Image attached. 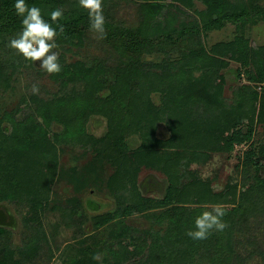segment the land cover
I'll use <instances>...</instances> for the list:
<instances>
[{"label":"trees","instance_id":"trees-1","mask_svg":"<svg viewBox=\"0 0 264 264\" xmlns=\"http://www.w3.org/2000/svg\"><path fill=\"white\" fill-rule=\"evenodd\" d=\"M149 1L144 18L148 20L133 28L116 21L110 10L103 7L106 31L104 40L121 57L115 56L119 62L110 66V70L106 59H94L91 64L84 61L73 65L60 64L62 70L58 74H51V77L61 90L69 93H52V97L44 103L34 96L32 102L36 106L30 110L32 112L29 111L20 118L9 114V128L4 126L3 130L0 129V151L9 144V157H4V152H0V166L5 168L9 165V174H5L0 182V203L26 202V197L21 194V188L18 189L17 184V176L23 171L22 167L30 168L34 164V170L38 167L40 170L44 169V166L46 170L54 169L51 168L50 152L43 149L38 139V136L48 138L50 132L54 137L67 142L82 144L85 151H90L93 155L91 161L81 169L71 168L69 173L66 172L73 177L76 187H102L105 172L108 168H113L114 173L106 183L112 190L119 175L126 177L134 171L135 177L146 167L159 170L168 177L169 185L164 201L155 202L159 208L180 199L186 201L184 196L190 191V187L198 189L191 194L198 197L197 201L203 199L216 204L219 201L234 204L223 218L228 224L224 231H213L204 240H193L184 235L181 247L185 260L180 264H193L196 257L203 259L204 251L208 252L213 248L216 250L217 244L216 252L221 255L222 262L231 259L232 264H244V253H237L232 249V233L236 222L241 221L245 239L239 241V245L243 248H257L254 232L246 231L245 219L254 208V203L259 204L261 209L264 208V180L256 176L257 180L237 200L234 186L228 185L223 192L215 193L212 192L209 181H202L194 172H189V175L186 172L191 166L189 162L205 161L214 151L233 153L236 147L247 143L250 148L241 152L239 160L251 162L252 169L256 165L254 160L258 150L254 147L256 144L250 143L255 128L252 124L243 122L256 112L260 101L258 123L264 124V94L259 99L257 92H245L236 97L233 104L228 105L219 84L222 78L219 70L226 63L223 57L220 60L216 55L224 52L227 54V49H236L237 55L230 53L229 57L240 59L245 64L252 63L257 75H252L251 80L254 83H264V47L248 48L241 36L236 43L216 44L209 52L200 38L202 32L219 29L227 21L234 23L240 34L246 27L259 20L264 21V4L256 0H203L206 7L199 11L202 19L191 22L185 20V8L177 6L180 16L171 17L168 7L172 4H164V0ZM14 2L15 0H0L2 42L15 38L22 29V18L15 14ZM26 3L39 7L44 19L50 23V12L56 8L63 10V18L58 24L64 26V32L56 37L58 44H79L84 41L86 33L90 32L88 14L79 7L78 0H26ZM58 24L53 23V27L59 32ZM186 41L188 46L183 48ZM238 44L240 50H237ZM153 52H164L168 56L170 52H175L179 58L146 67L143 56ZM17 63L18 61L11 63L10 67ZM2 73L5 74V70ZM155 93L160 94L159 106L152 100ZM23 99L26 104V98ZM93 114L102 115L107 120V131L103 136L97 137L87 132V121ZM161 121L169 123L172 131L170 139L157 138L156 129ZM53 124H58L59 131L49 130ZM219 130L225 138L218 136ZM137 135L142 141L132 148L131 139ZM180 142L184 144L181 145ZM11 145L17 147L13 148ZM6 158L9 161L4 160ZM186 180L188 182L183 183ZM35 186L36 184L33 187ZM143 202L148 200L144 199ZM34 204L41 205L40 202ZM117 209L115 213L104 216L103 222L107 224L118 219L120 222L117 223H123L126 217L136 212L133 207L122 204ZM202 211L205 208L188 210L179 206L171 209L170 215L167 214L164 218L173 225L184 223L188 231L194 228V220ZM34 217H39V220L40 214L36 213ZM29 224L26 222V228H31ZM32 232L35 236L27 238L21 247L14 248L11 244V230L0 226V264H26L27 260L36 259L45 234L37 229ZM118 237L121 238V234ZM131 238L130 241L135 244L136 238ZM153 238L152 246L160 250V259L170 252L167 234L158 233ZM145 243L146 246L147 242ZM206 243L214 247H207ZM180 251V248L176 250L175 257L178 259L181 258ZM248 254L251 255V252ZM109 255L116 261L112 263L103 257L102 264L122 263L115 249H110ZM151 258L153 261L155 256L151 255ZM93 259L95 260L94 257ZM155 259L153 264L157 261ZM163 261L161 258V262ZM85 262L77 260L75 264ZM159 262L160 260L156 264Z\"/></svg>","mask_w":264,"mask_h":264},{"label":"rangeland","instance_id":"rangeland-1","mask_svg":"<svg viewBox=\"0 0 264 264\" xmlns=\"http://www.w3.org/2000/svg\"><path fill=\"white\" fill-rule=\"evenodd\" d=\"M256 1L264 4V0ZM148 4L150 5L149 0H103V7L110 10L116 21L132 28L140 22L148 20V18L144 19L148 12ZM164 4H172L168 7L169 16L171 17L180 16L179 11L176 9L177 6L185 8L187 12L185 20L191 22L200 21L202 16L199 11H203L206 7L203 0H186V3H184V0H164ZM238 32L236 25L227 21L219 29L206 33L202 32L200 42L209 52H211L214 45L236 43L238 37L241 38V36L247 43L248 48L264 47L263 20L246 27L243 31H240V34ZM8 42L0 41V129L2 130L4 126L9 128V114L20 118L23 114L35 108L36 105L32 102V97H39L40 102L44 103L45 100L52 97V93H69L60 89L59 85L53 81L51 74L46 73L39 67V62L25 60L15 50L8 47ZM187 42H185L183 48L188 46ZM57 45L56 51L59 53L60 64L73 65L82 61L91 64L94 59H106L108 61L107 67L110 70V66H114L119 62V59L115 58L117 54L105 42L104 38L97 39L96 34L91 31L86 33L84 41L79 44L65 45L57 43ZM237 50H240L239 44ZM230 53L233 56L237 55L236 49H227V54L224 52L216 55L218 59L223 57L226 63L219 70V75L222 76L219 84L222 86L224 100L228 105H231L240 94L243 95L245 92H251L252 90L254 93L257 92L259 99H261L264 94V83H254L251 80L252 75H257L255 66L250 62V64H245L240 59L229 57ZM178 58L179 55L175 52H170L169 56L164 52H153L145 54L143 61L146 67H150V64H161L164 60L175 61ZM238 58L240 57L238 56ZM15 61H18V63L10 67L11 63ZM3 70H5V74L2 73ZM33 84L39 85L38 94L32 93ZM58 90H61V92H58ZM23 97L26 98L27 105ZM152 100L159 106L161 103L160 94H153ZM260 104L261 102L258 101L256 112L243 122L252 124L255 128L253 140L250 142L256 144L254 147L258 150L254 160L256 165L253 169L251 168V162H241L239 160L240 155H242L241 152L250 148L247 143L236 147L233 153L214 151L205 161L189 162L191 166L187 169V175H189V172H194L202 181H209L211 190L215 193L223 192L228 185L234 186L237 200L253 185L257 177L264 180V124L258 123ZM35 116L38 117V115ZM239 123H242V121ZM53 125L49 130L51 132L59 131L58 124ZM86 129L89 134L97 137L103 136L107 131V120L102 115L93 114L87 121ZM156 136L161 140L170 139L172 131L169 123L166 121L159 122ZM218 136L225 138L220 130ZM38 137L41 146L44 147L43 149L50 152L49 158H52L51 168L54 167V169L46 170L44 166V169L40 170L38 167L37 170H34V164H31L30 168L22 167L23 171L17 176V184L18 189L21 188V194L26 197V202L23 204L17 202L11 204L0 203L1 211L5 212V214L2 213L5 217L1 215L0 226L11 230V244L14 248L21 247L25 244L27 238H32L34 235L32 230L37 229L45 234V238H42V243L39 245V253L36 259L27 260L26 264H75L77 260H85V264H102L103 257L114 263L116 260L114 261V258L109 255L110 249L117 251L120 257L119 261H122L121 264H153L155 258H157L156 263L160 260L158 264H172L174 262L180 264L181 261L185 260V253L181 245L187 232L186 225L181 222L173 225L164 216L167 217V214L169 216L170 210L179 206L188 210L198 208L211 210V207L216 205L215 202H205L203 199L197 201L198 197L191 195L196 192L197 188L190 187L192 192L191 189L187 191L184 196L186 201L180 199L174 203H166L164 207H157L156 201H164L169 185L168 177L159 170L146 167H143L135 177H133L134 171L126 177L125 175H119L112 190L109 189L106 183L110 175L114 173L113 168H108L105 172L102 187H76L73 184V177L68 174V170L71 168L81 169L83 165L91 161L92 153L85 151L82 144L67 142L54 137L50 132L48 138ZM131 141H133L131 143L132 148H135L142 140L137 135ZM180 143L181 145L184 144L183 142ZM15 146L11 145L13 148ZM3 148L0 152H4V157H9V144H6ZM4 160L9 161L8 158ZM259 165L261 166L259 167ZM7 173L9 174V165L5 168L0 166V182L1 178ZM187 182L186 180L183 183ZM35 184L36 186L33 187ZM262 193V198H264V191ZM144 199H147L148 202H143ZM37 202H40L41 205L35 206L34 203ZM121 204L133 207L136 212L126 217L123 223H117L118 219H114L111 223H104L103 217L115 213ZM218 204L223 205L227 210L226 212L232 209L234 205L230 202L223 204L220 201ZM253 206L254 208L248 212L245 222H247L246 231L254 232L257 248L254 249L252 246L243 248L239 245V241L245 239V236L243 239L244 225L239 220V222H236L232 233L231 245L233 251L244 253L246 258L244 264H264V208L261 209L257 203H254ZM36 213L40 214L39 220V217H34ZM117 218L120 219L119 216ZM26 222L30 223L31 228H26ZM121 230L122 232H120ZM158 233L167 234L166 241H168V248H170V252L161 257L164 259L163 262H161V258H158L160 250L156 246H152L153 236L155 237ZM120 234L121 238L118 237ZM131 237L136 238L135 244L130 241L132 240ZM145 242H147L146 246ZM111 246L114 248H111ZM215 246L217 250L218 244ZM207 247L213 248L214 246L207 245ZM176 248L181 249L180 259L175 257ZM216 250L213 248L209 249L208 252L204 251L203 259L196 257L193 264L233 263L231 259L222 262L221 255H217ZM248 252H251V255ZM151 255L155 256L153 261Z\"/></svg>","mask_w":264,"mask_h":264},{"label":"clouds","instance_id":"clouds-1","mask_svg":"<svg viewBox=\"0 0 264 264\" xmlns=\"http://www.w3.org/2000/svg\"><path fill=\"white\" fill-rule=\"evenodd\" d=\"M79 7L84 9L89 17V30L96 34L97 39L105 38V17L103 0H78ZM14 12L21 17L22 29L15 38L10 39L8 47L15 50L25 60L39 62V67L48 74H58L62 69L59 63V53L56 37L64 32V26L58 21L63 18V10L56 8L50 12L51 23L44 19L41 9L35 5L29 6L26 0H15ZM53 23L58 24L59 32ZM33 94L39 93V85L33 84ZM226 208L216 204L211 210L202 211L194 220V228L186 235L193 240H204L213 231L222 232L228 224L224 221Z\"/></svg>","mask_w":264,"mask_h":264},{"label":"water","instance_id":"water-1","mask_svg":"<svg viewBox=\"0 0 264 264\" xmlns=\"http://www.w3.org/2000/svg\"><path fill=\"white\" fill-rule=\"evenodd\" d=\"M2 213L5 214V212H2L1 209H0V220H1V215H3ZM3 217H5V215H3ZM1 223H3V222H1Z\"/></svg>","mask_w":264,"mask_h":264}]
</instances>
